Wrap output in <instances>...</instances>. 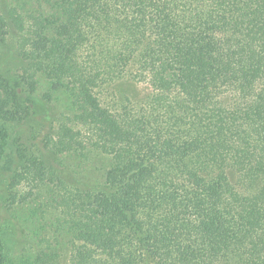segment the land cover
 Wrapping results in <instances>:
<instances>
[{
    "label": "trees",
    "instance_id": "trees-1",
    "mask_svg": "<svg viewBox=\"0 0 264 264\" xmlns=\"http://www.w3.org/2000/svg\"><path fill=\"white\" fill-rule=\"evenodd\" d=\"M0 33V160L50 123L0 264H264V0H0ZM127 76L153 92L107 99Z\"/></svg>",
    "mask_w": 264,
    "mask_h": 264
},
{
    "label": "rangeland",
    "instance_id": "rangeland-1",
    "mask_svg": "<svg viewBox=\"0 0 264 264\" xmlns=\"http://www.w3.org/2000/svg\"><path fill=\"white\" fill-rule=\"evenodd\" d=\"M14 42L11 37L0 33V74L6 77L18 70L19 66L15 57H12ZM12 77V75L10 76ZM105 97L117 99L122 103L129 99L132 103L144 101L153 88L145 81H138L130 76L119 79L113 85L106 87ZM51 118V117H50ZM46 126H42V123ZM49 121L39 118H26L25 120L9 121L6 123L8 131V143L5 154L0 160V236L9 251L19 249V235H16L9 224L14 220L11 209L15 203L9 199L8 182L18 165V155L27 149L38 150L43 147L42 138L49 131ZM62 264H69L67 254L62 258Z\"/></svg>",
    "mask_w": 264,
    "mask_h": 264
}]
</instances>
